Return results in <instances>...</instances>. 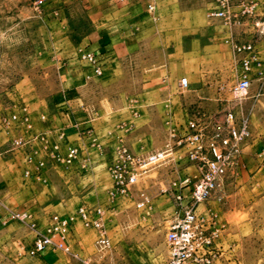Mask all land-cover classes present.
Listing matches in <instances>:
<instances>
[{
  "label": "rangeland",
  "instance_id": "1",
  "mask_svg": "<svg viewBox=\"0 0 264 264\" xmlns=\"http://www.w3.org/2000/svg\"><path fill=\"white\" fill-rule=\"evenodd\" d=\"M36 2L0 0V211L29 215L26 222L10 216L7 229L0 231V264H166L167 225L180 209L171 184L186 177L192 184L199 174L197 166L187 159L184 148L176 146L165 161L139 176L126 196L112 191L109 166L122 147L135 155L162 149L171 127L183 131L188 122L197 120L210 129L211 122L220 120L229 108L238 115L249 114V133L239 162L197 209L213 238L212 260L207 264H264V168L256 156L264 149V80L258 79L253 68L247 98L234 101L229 93L239 72L240 56L233 45L251 42L257 53L264 54V31H243L238 26L228 31L225 19L206 16L207 9L214 6L212 0H186L177 10L156 15L148 22L142 53L132 61L131 74L123 73L103 92V99L115 97L117 90L136 94L142 84L139 64L143 61L152 68L162 65L169 74L182 68L180 78L187 77L188 89L178 90L180 78L166 81L177 107L135 110L136 122L120 107L113 111L107 101L95 104L92 91L85 93L92 131L101 112L106 114L98 121L104 134L102 143L94 148L80 143L81 128L72 136L65 128L53 132L49 127L65 110L58 106L67 91L63 62L76 59L82 61L80 66L88 65L79 53L90 35L103 28L100 19L110 0ZM238 9L234 2L227 14L235 24L247 19L238 15ZM259 12L261 16L264 4ZM262 61L264 66V58ZM137 137L148 148H132ZM74 142L78 153L71 164L49 157L53 144L64 148ZM41 160L44 165L38 177L35 166ZM141 191L148 201L138 206ZM81 206L102 209L108 248L97 250V231L76 221L67 238L70 252L51 250L26 258V248L52 215L67 216Z\"/></svg>",
  "mask_w": 264,
  "mask_h": 264
},
{
  "label": "built area",
  "instance_id": "2",
  "mask_svg": "<svg viewBox=\"0 0 264 264\" xmlns=\"http://www.w3.org/2000/svg\"><path fill=\"white\" fill-rule=\"evenodd\" d=\"M234 2H238L241 6L238 11L239 16L259 15L253 4H244L243 0H215L214 6L206 13L207 17L230 20L227 14ZM36 3L41 4L42 0H37ZM253 27L258 32L264 31V12L259 18H255ZM233 49L240 56L237 60L239 73L229 88V93L231 99L240 101L249 95L252 69L258 62V53L251 42L235 43ZM79 58L90 66L93 74H102V59L99 54L82 50ZM257 73L258 78L264 80V71ZM187 89L188 79L181 77L178 90L183 92ZM249 123V114L238 115L232 108H229L224 110L220 120L211 122L210 129H207L205 124L201 125L197 120L188 122V127L183 131L171 127L169 139L162 149L145 155L132 154L123 147L117 151L109 166V171L112 177V191L121 196H126L129 188L136 184L138 177L145 174L151 166L165 161L176 146L184 148L187 159L199 170L192 184L189 177L174 180L171 184L174 198L179 202L180 209L167 225L166 264H207L211 262L214 250L212 233L198 215L197 207L212 196L221 186L227 171L239 162L243 143L249 133ZM91 131L90 126H87L82 132L90 134ZM77 153L78 147L72 144H66L64 148H61L58 143H55L49 150V157L56 162L69 165ZM258 157L260 167L264 168V149L258 153ZM43 165L44 161L41 160L35 166L38 177L41 176L40 169ZM188 186L190 189L186 192ZM147 201V196L141 191L137 205H144ZM10 216L24 222L29 219L25 211H11ZM76 221L97 231L98 236L95 240L97 250L102 251L110 246V240L104 232L102 209L98 207L89 210L81 206L67 216L52 215L45 229L36 232L32 244L26 250L27 254L33 256L45 249L70 252L67 238ZM28 223L31 228L34 227L32 223ZM82 264L96 263L83 261Z\"/></svg>",
  "mask_w": 264,
  "mask_h": 264
},
{
  "label": "crops",
  "instance_id": "3",
  "mask_svg": "<svg viewBox=\"0 0 264 264\" xmlns=\"http://www.w3.org/2000/svg\"><path fill=\"white\" fill-rule=\"evenodd\" d=\"M212 1V3H214L215 0ZM185 2L186 0H110L109 8L100 19L103 28L90 35V40L84 49L100 55L102 59V74H93L89 65H85V67L80 66L82 62L80 60L69 59L63 62V84L67 91H65V96L62 97L63 100L58 103V106H63L65 110L57 114V120L55 119L49 128L52 129L53 132L55 131V128H65L66 131L72 134V136H76L75 134L77 133L76 131L79 130L78 128H86L88 126V121L92 118V116H90L92 113L90 112V106L87 105L89 99H87L84 94L90 93L91 91L93 92V99L95 101L97 100L95 104L107 101V104L113 111L115 108L120 107V110L125 112V116L130 118L133 122H136V119L139 117L135 110H146L153 106H158L163 109L166 108L168 110L172 107H177L178 101L175 100L174 96L171 94L170 87L165 86L164 84L173 77L177 79L182 76L183 69L180 67L177 68L174 74H169V72L163 68L164 66L161 65L152 68L151 65L144 64L146 61H143V65L139 64V66H141L142 84L140 85V88L136 90V94H127L126 92L117 90L115 97L109 95L103 99V92L108 91V89L113 86L112 83L116 82L123 73L127 76L131 74L132 61L137 59V57H140L138 55L142 53L141 44L145 38L148 22L151 19H155L156 15L159 16L167 9L177 10V8ZM243 2L244 4H253L260 15L259 11L264 4V0H243ZM236 4H238V8L240 9L241 6L239 3L236 2ZM210 8H212V5L207 11ZM259 15L254 17L243 16L247 18L244 23L239 22L235 24L236 21L234 19L228 21L224 20V23L228 31L235 28V26L246 31L250 30L249 28H254L253 22L255 18L260 17ZM263 58L264 54L258 52V62L254 66L256 72L254 73L256 75H258L257 72L264 71ZM156 80L161 84L157 85L155 83ZM179 80L177 84L178 87ZM71 92H75L73 96H71ZM111 114L112 113H109V116H111ZM104 115H106L105 112H101L97 117L98 120L96 121V126H94V129L90 134L80 132L82 136H77V138L81 140V144L86 145L88 143L91 147L100 148V144L102 143L100 139L104 134L102 135V130L100 129V126H98V121L99 119L101 121ZM111 119H113V115L110 120ZM134 128L135 126L131 131L132 133ZM166 136L167 134L164 135L163 143L168 141ZM76 143H79V141ZM76 143L74 142L72 145H76ZM135 143L137 145L132 146L134 149L143 151L148 148L145 140H142L140 137H137ZM256 156H258V154ZM9 217L10 214L0 211V231L7 229V223L10 222ZM73 227L70 232H72ZM31 244L32 242H30L26 250ZM79 244L80 242L75 245L78 246ZM26 250V258H32L33 256L28 255ZM49 251H51V249H45L35 255L44 254L46 252L48 253ZM11 263L37 264V262ZM74 263L82 264V262Z\"/></svg>",
  "mask_w": 264,
  "mask_h": 264
}]
</instances>
